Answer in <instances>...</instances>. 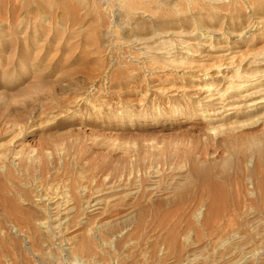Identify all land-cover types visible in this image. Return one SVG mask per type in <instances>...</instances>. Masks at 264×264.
<instances>
[{
    "label": "rangeland",
    "instance_id": "1",
    "mask_svg": "<svg viewBox=\"0 0 264 264\" xmlns=\"http://www.w3.org/2000/svg\"><path fill=\"white\" fill-rule=\"evenodd\" d=\"M163 1L129 25L114 0H0V264L264 260V117L205 100L264 82L231 76L263 58L264 0ZM159 19L168 61L116 41Z\"/></svg>",
    "mask_w": 264,
    "mask_h": 264
},
{
    "label": "bare ground",
    "instance_id": "2",
    "mask_svg": "<svg viewBox=\"0 0 264 264\" xmlns=\"http://www.w3.org/2000/svg\"><path fill=\"white\" fill-rule=\"evenodd\" d=\"M176 1V0H174ZM181 1V0H179ZM184 1V0H183ZM188 2H191V1H194V3H196V0H186ZM235 1V0H234ZM102 3V2H101ZM179 3V2H178ZM233 3V2H232ZM103 4V3H102ZM112 4V3H111ZM114 4L117 9V11L119 12L120 15L124 16V17H127V23L129 24L128 21H130L133 16L136 14V13H140V14H150L151 17L154 15L155 17V14L157 13V11H162V6L163 5H166L168 7V11H172V10H176V6L172 5L170 6V4L168 5V3L164 2L163 0H114ZM114 4H112L111 6H113ZM99 5V3H98ZM186 5V4H185ZM230 5V4H229ZM100 7V6H99ZM164 8V7H163ZM101 9V8H100ZM115 9V8H114ZM115 9V10H116ZM158 9V10H157ZM102 10V9H101ZM163 12V11H162ZM161 12V13H162ZM174 12V11H172ZM155 13V14H154ZM166 14V13H165ZM165 14L164 12L160 15L161 18L165 17ZM139 15V14H138ZM136 15V16H138ZM118 16V15H117ZM121 17V16H120ZM150 17V18H151ZM159 17V16H157ZM169 17V16H168ZM117 18V17H116ZM160 18V19H161ZM167 18V17H166ZM171 18V17H170ZM110 19V18H109ZM108 19V20H109ZM158 20V23L156 24V29L158 30V33H167V36L168 38L167 39H163L161 38V40L158 42V43H153L151 42L152 39L151 38H146V39H151V41H147V40H143V39H140V40H136V41H133V40H128L126 38H124L123 36H121V34H118L120 35L119 37H117L118 40L116 41H121L122 42V45L124 44V46L126 45V47H132V48H135L137 46H139L138 48V51H140V53L144 55H149V56H152V52H154L155 56V59L156 57H161L162 61L164 60L165 62V59H167V52L170 50V49H173V47L175 46V43L173 39L175 38H172L173 36V33H168L166 31V28L163 26V20L165 18H163V20ZM117 20V19H116ZM115 20V21H116ZM111 21V19L109 20ZM108 21V22H109ZM120 21V20H118ZM117 21V22H118ZM166 21V20H165ZM105 23L107 22L104 21ZM113 22V21H112ZM125 22H126V19H125ZM135 22V21H134ZM127 23L124 24V22H120V24L117 25V27L122 31L123 28H125V26L127 25ZM131 23V22H130ZM137 23V22H136ZM169 23V22H168ZM113 24V23H112ZM107 26H109V24L107 23L106 24ZM130 25V24H129ZM129 25H128V28H129ZM140 25V24H138ZM115 26V25H114ZM101 27V26H100ZM105 28V27H104ZM153 31V30H152ZM169 31V30H168ZM175 31V30H174ZM105 32V31H104ZM111 32V31H110ZM117 32V31H116ZM137 32V31H136ZM135 32V33H136ZM155 32V31H154ZM157 32V31H156ZM172 32V31H170ZM121 33V32H120ZM153 33V32H152ZM157 33V34H158ZM176 33V32H175ZM110 34V33H109ZM113 34H115L113 32ZM123 34V33H122ZM151 34V32H150ZM165 34H163L165 36ZM112 35V33H111ZM110 35V36H111ZM117 36V34H115ZM177 35V34H176ZM107 36V35H106ZM126 36V35H125ZM152 36V35H151ZM175 36V35H174ZM173 36V37H174ZM240 36V35H239ZM109 37V36H108ZM176 37V36H175ZM104 38V37H103ZM110 38V37H109ZM135 38V37H134ZM139 38V37H138ZM111 39V38H110ZM133 39V38H132ZM152 44H151V43ZM211 42V41H210ZM113 44V42H112ZM123 46V47H124ZM176 47V46H175ZM263 48V47H262ZM162 51V52H160ZM174 51V50H173ZM136 52V51H135ZM172 52V51H171ZM169 52V53H171ZM243 52V51H242ZM253 52V51H252ZM173 53V52H172ZM130 54V53H129ZM137 54V53H136ZM171 55V54H170ZM262 55H263V58H261L260 60H257V54L255 56H252L254 57L252 60L250 59L249 61H247V63H245V68L241 67L240 68V64L236 65L237 68H235V70L233 71V75L231 76H238L239 79L240 78H244L243 79V83L244 82H247L248 80H253L255 78L258 79L257 77V72L264 75V50L262 52ZM261 55V56H262ZM260 56V57H261ZM119 57V56H118ZM169 57V55H168ZM171 57V56H170ZM219 57V56H218ZM172 58V57H171ZM240 58V57H239ZM243 58V57H242ZM249 58V57H248ZM153 59V58H152ZM158 59V58H157ZM169 60V58L167 59V61ZM244 60V59H243ZM248 60V59H247ZM158 61V60H157ZM153 62V61H152ZM170 62V61H169ZM167 63V62H166ZM239 63V62H238ZM168 64V63H167ZM232 65V64H231ZM243 65V64H242ZM241 65V66H242ZM220 75V74H218ZM259 76V75H258ZM233 77V78H235ZM264 77V76H263ZM259 78H262L261 76H259ZM248 79V80H247ZM242 81V80H240ZM259 81H262V80H259ZM259 84V83H258ZM237 86H239V88L241 87L240 83L237 84ZM249 86H252V83L251 85ZM238 88V87H237ZM258 88V89H256ZM236 89V88H235ZM223 95L225 94H210L207 96V98L205 99L206 102L208 104L212 103L214 109L212 110L211 114L208 116L212 119H217V118H222L224 117L225 115L227 114H230V113H239L240 112V115L241 113L242 114H251V115H255L253 116L254 118L257 116V117H264V82L261 83L259 86L255 87V89H252L249 87L244 89L240 94H238V97H239V101H237L236 99H234L233 97L231 98V96H229V99L226 100V97H224ZM207 104V105H208ZM211 106V107H212ZM207 107V106H206ZM227 111V112H225ZM224 112V114H223ZM238 115V114H237ZM237 117V116H236ZM234 118V117H233ZM250 118V117H248ZM246 118V120L248 119ZM226 119V118H225ZM245 119V118H244ZM253 119V118H251ZM254 120V119H253ZM233 121V120H232ZM236 121V120H234ZM240 121V120H239ZM251 121V120H249ZM257 121V120H256ZM237 122V121H236ZM234 123V122H232ZM258 140V139H257ZM257 142V141H256ZM252 145L256 144L257 143H253L251 142ZM258 143H259V140H258ZM260 144V143H259ZM258 144V145H259ZM250 147V146H249ZM254 147V146H253ZM245 148V147H244ZM256 149V148H254ZM251 150V149H250ZM1 168V167H0ZM9 169V168H8ZM7 170V169H6ZM9 171H12V170H9ZM136 190V189H135ZM136 192V191H135ZM98 196V195H97ZM101 197V196H100ZM99 198V197H98ZM92 199V198H91ZM93 200V199H92ZM101 200V199H100ZM103 202V201H102ZM52 203V202H51ZM97 203V202H96ZM95 203V204H96ZM101 203V202H99ZM98 203V204H99ZM58 204V203H57ZM94 205V204H93ZM56 206V205H55ZM95 207V206H94ZM55 208V207H54ZM97 208V207H96ZM53 209V208H51ZM58 209V208H57ZM55 209V210H57ZM54 210V209H53ZM54 210V211H55ZM94 210V209H93ZM58 211V210H57ZM61 211V210H60ZM66 211V210H65ZM64 211V212H65ZM68 211V210H67ZM52 212V211H51ZM61 213V212H60ZM68 213V212H67ZM63 214V213H62ZM53 215V214H52ZM60 215V214H58ZM56 215V217L58 216ZM54 217H55V214H54ZM52 218V217H51ZM56 219H59V218H56ZM55 219V220H56ZM52 221V220H51ZM55 222V221H54ZM53 222V223H54ZM12 227V226H11ZM8 229V228H7ZM3 233V232H2ZM16 233V232H15ZM23 235V234H21ZM54 242V241H53ZM259 264H264V260L260 261Z\"/></svg>",
    "mask_w": 264,
    "mask_h": 264
}]
</instances>
